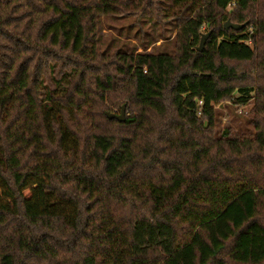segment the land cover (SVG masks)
Segmentation results:
<instances>
[{
	"label": "trees",
	"instance_id": "16d2710c",
	"mask_svg": "<svg viewBox=\"0 0 264 264\" xmlns=\"http://www.w3.org/2000/svg\"><path fill=\"white\" fill-rule=\"evenodd\" d=\"M0 264H264V0H0Z\"/></svg>",
	"mask_w": 264,
	"mask_h": 264
},
{
	"label": "rangeland",
	"instance_id": "374dc122",
	"mask_svg": "<svg viewBox=\"0 0 264 264\" xmlns=\"http://www.w3.org/2000/svg\"><path fill=\"white\" fill-rule=\"evenodd\" d=\"M127 25L128 22L124 20H111V19L105 20L101 26L102 43L106 44L112 38H115L118 41L125 39L124 35H125V30L127 29ZM203 35L206 34L204 33L202 34V36ZM158 44L159 42L156 43V45ZM216 108L220 113L218 119L219 127H229L232 131L238 130L242 132H244L245 129L249 128L247 119L250 117L251 105L238 107L237 114L239 116H236L233 113L229 112L225 105H217ZM116 114L118 113L116 112ZM126 115L127 113L125 112V116ZM25 193L28 194L27 191H25Z\"/></svg>",
	"mask_w": 264,
	"mask_h": 264
},
{
	"label": "water",
	"instance_id": "95a60500",
	"mask_svg": "<svg viewBox=\"0 0 264 264\" xmlns=\"http://www.w3.org/2000/svg\"><path fill=\"white\" fill-rule=\"evenodd\" d=\"M223 27H224L225 30H227V29L239 30L241 28V26L233 25V24H231L229 22H226ZM207 36H208V34L203 35L201 37L200 42H199V46L196 49L198 52H200L203 49L204 42H205ZM107 118L108 119H114V120H116L118 122H123L124 119H125V107L122 106V108H121V110H120V112L118 114H116V113L108 114Z\"/></svg>",
	"mask_w": 264,
	"mask_h": 264
}]
</instances>
